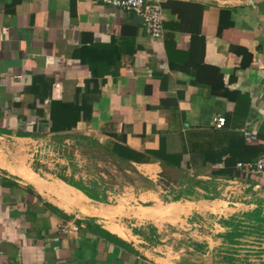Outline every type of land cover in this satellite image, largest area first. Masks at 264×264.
I'll use <instances>...</instances> for the list:
<instances>
[{"label": "crops", "instance_id": "0c3cea01", "mask_svg": "<svg viewBox=\"0 0 264 264\" xmlns=\"http://www.w3.org/2000/svg\"><path fill=\"white\" fill-rule=\"evenodd\" d=\"M163 30L0 0V264H264V172L228 186L264 154V0H163Z\"/></svg>", "mask_w": 264, "mask_h": 264}, {"label": "built area", "instance_id": "2783aa9c", "mask_svg": "<svg viewBox=\"0 0 264 264\" xmlns=\"http://www.w3.org/2000/svg\"><path fill=\"white\" fill-rule=\"evenodd\" d=\"M115 7L136 12L144 20V27L148 35L152 38H159L163 35V0H102ZM225 123L224 118L219 119V125ZM245 133L256 138V134L246 129ZM50 150L48 146H43ZM237 173L228 180L229 187L232 190H243L246 187L244 178L254 177L264 172V154L254 161H245L237 163ZM70 225H61L62 233H69Z\"/></svg>", "mask_w": 264, "mask_h": 264}, {"label": "rangeland", "instance_id": "374dc122", "mask_svg": "<svg viewBox=\"0 0 264 264\" xmlns=\"http://www.w3.org/2000/svg\"><path fill=\"white\" fill-rule=\"evenodd\" d=\"M74 149H75L74 144L71 142L70 145L68 144L66 147H64V152L66 154L69 153V154L74 155ZM228 186H229V184H228ZM229 189H230V191H233L232 188H229Z\"/></svg>", "mask_w": 264, "mask_h": 264}, {"label": "trees", "instance_id": "16d2710c", "mask_svg": "<svg viewBox=\"0 0 264 264\" xmlns=\"http://www.w3.org/2000/svg\"><path fill=\"white\" fill-rule=\"evenodd\" d=\"M85 191V190H84Z\"/></svg>", "mask_w": 264, "mask_h": 264}]
</instances>
